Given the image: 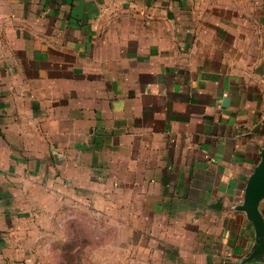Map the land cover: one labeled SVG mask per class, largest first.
Wrapping results in <instances>:
<instances>
[{
    "label": "crops",
    "instance_id": "0c3cea01",
    "mask_svg": "<svg viewBox=\"0 0 264 264\" xmlns=\"http://www.w3.org/2000/svg\"><path fill=\"white\" fill-rule=\"evenodd\" d=\"M263 149L264 0H0V264H264Z\"/></svg>",
    "mask_w": 264,
    "mask_h": 264
},
{
    "label": "water",
    "instance_id": "95a60500",
    "mask_svg": "<svg viewBox=\"0 0 264 264\" xmlns=\"http://www.w3.org/2000/svg\"><path fill=\"white\" fill-rule=\"evenodd\" d=\"M260 157L259 164L248 179L243 202L238 206L239 211L246 213L256 231L257 244L253 254L246 258L247 261L264 260V217L260 211V205L264 201V149Z\"/></svg>",
    "mask_w": 264,
    "mask_h": 264
},
{
    "label": "rangeland",
    "instance_id": "374dc122",
    "mask_svg": "<svg viewBox=\"0 0 264 264\" xmlns=\"http://www.w3.org/2000/svg\"><path fill=\"white\" fill-rule=\"evenodd\" d=\"M91 245H93V244H91ZM38 254L39 255L37 257V260L35 261V264H51L53 262H57V261H55V260H57V257H55V255L52 257V254L49 255V253L46 250V247L41 248V251ZM86 255H89V254H86V253L83 254V258H85ZM65 259H66L68 264H78V262H82V257L78 258V256L76 257V254H72V253L67 254ZM62 260H63V257H62V255H60L58 261H62Z\"/></svg>",
    "mask_w": 264,
    "mask_h": 264
}]
</instances>
